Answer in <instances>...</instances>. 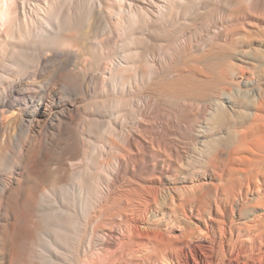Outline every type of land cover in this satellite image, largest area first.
<instances>
[{"label": "bare ground", "instance_id": "1", "mask_svg": "<svg viewBox=\"0 0 264 264\" xmlns=\"http://www.w3.org/2000/svg\"><path fill=\"white\" fill-rule=\"evenodd\" d=\"M10 1L12 2L13 0ZM123 1H121V3ZM131 1L129 3L130 8L133 3H131ZM149 1L153 8H151L152 11L155 10L156 12H162L163 9L169 6L173 1L177 2V0ZM194 2L196 3V1ZM60 5V1L58 0L52 2L46 1L44 6L43 4L40 5V7H38L39 12L35 11V15L33 14V16L31 14V16H33L34 20L37 21L38 24L40 23L41 26L34 29V34L25 33V35L19 36V40H16L17 37L15 38V33L12 29L19 28L21 24H27L29 18L26 14L20 15V13L15 10L16 8L7 12V10L4 9V7H6L5 0V3H2V5L0 4V27L6 26L4 32L7 31L6 37L8 41L16 40L19 45L22 44L23 41L26 42L29 40H39L41 43L48 42L50 45L51 43L54 44L58 42L62 45L61 42L64 44V40L69 41V43L77 42L78 36L74 31L78 27L80 21L76 22L75 19H72L71 15L73 11L69 13L71 15L68 17L64 15L65 18L67 17L66 21L61 19ZM180 5H182V3ZM172 7L174 6H171V8ZM118 9L119 11L117 12H119L121 19L126 18L127 25H131L128 23L132 18L129 17L132 13L130 11L126 12L127 9L124 10L121 4L118 6ZM182 10H184V8ZM69 11L71 10L69 9ZM131 11H134V9ZM117 12L115 11V13ZM134 13L135 11L133 14ZM172 14H174V11ZM74 15L75 14H73V16ZM162 16L163 19H167L165 17L166 15ZM133 18H135L134 21H138L136 17ZM118 19L120 20V17ZM143 19L145 20V18ZM146 19H148V17H146ZM29 20L31 21V17ZM134 21L132 20V23ZM148 22L149 21H147V23ZM143 23L146 22L144 21ZM153 23H155V21ZM120 24L118 23L116 25L115 23L116 26ZM63 25H67L68 28H71L66 30L67 27ZM256 25L258 24L256 23ZM79 29L77 31L80 33L81 30L79 31ZM68 31L70 33L67 35L66 33ZM118 32L120 33V31H116L117 34ZM18 34L21 33L18 31ZM80 35L81 33L79 37ZM111 37L114 38V36ZM81 41L82 40L79 42L78 40L80 44ZM98 44L103 43L99 42ZM106 44L107 43H105L104 46ZM10 45L11 44H9V47ZM6 48L7 47H3L0 49V58L5 56ZM256 50H254V52H256ZM259 51H261V49ZM7 52L9 51L7 50ZM128 52L129 51H127V53ZM246 53L244 55H248V53ZM261 53L263 54L262 51ZM135 54H137V51ZM244 55L242 56L244 57ZM127 56L128 54H126V58ZM14 59L16 62L18 61V63L15 62L18 64L16 67L12 66L10 63L12 61H10V66H5L2 71L0 70V117L3 113H10V116L7 117L8 123L6 125L0 123V132H12V130L17 129L20 136L12 145V151H0V164L4 167V169H2L5 171L2 170L4 174L0 175V264H98V262L99 264H264V77H255L252 76L253 74L242 75L241 77L239 76L240 81L238 83L228 82L224 79L220 80V83L229 86V89L232 87V89H221V97L219 96V99L214 98L215 96L213 97L214 112L212 116H210L211 114L208 116L221 119L224 114L225 116L228 115L231 120L229 123L231 122L233 125L230 127L232 129H230V132L226 131V134L220 132L216 133L213 128L209 129V127L201 128L197 131L195 137L198 142L195 148L191 147L195 150V155H193L188 162L191 167L190 169L182 171L180 169L181 165L179 166L177 163L170 162L171 158L169 155H165L169 157L167 159V157H162L163 154L159 156L158 154L152 153L151 148L149 145H146V143L145 150L148 154L146 157H142L141 160L139 157L137 158L133 156L132 153L127 152L128 150L124 148L123 159L122 157L121 159H117L120 165L115 166L112 162L114 167L111 170H109L110 167H108V162L99 163L101 159L97 161L96 155L95 158L93 157V163L99 165L97 168L94 165L97 169V172H94L96 169L93 171L90 170V165H93V163L89 165L85 160H81L79 163L74 162L82 150V145L88 143V138L84 135L87 134L86 130L90 129L89 126L93 121L82 118L80 124H77L74 130L70 129L69 126L74 122V117L78 116V107H76L73 102L56 96L53 91V93H51L52 96L49 95V97H46L44 88L48 86L46 87V85H44L45 87L43 88L41 82L38 80L33 83H27L24 77L22 78V75L35 64L33 60L30 61L29 56L25 52L17 50L12 60ZM130 59L131 58L128 60ZM124 60L127 61L125 58ZM125 61L122 62L126 63ZM245 62L247 63L250 61L245 60ZM250 63H252V61ZM115 64L117 65H114L113 69H107L110 71L108 77L109 81L105 79L106 82H102L107 86L104 89V96H107V93H109L108 86L110 81L113 83L122 70V65H119L120 62ZM127 66L128 69L129 65ZM149 67L152 66L149 65ZM242 69L240 70L242 71ZM170 70L172 71L171 68ZM177 70L178 69L174 70V72L178 73L179 71ZM213 70L215 69L211 71ZM245 71L244 69V73ZM37 72L39 71L35 69L30 75L36 78L37 75H39ZM170 74L172 75V73ZM222 76L221 78H223ZM225 76L226 75H224V77ZM205 77H207V75ZM218 77L220 76H217V78ZM103 78H105V76ZM133 79H135V77H133ZM206 80H208V78ZM129 82L131 81H128V83ZM114 84H117V82H114ZM98 88L99 87H97V89ZM152 88L155 87H151V90ZM100 89L102 90L101 87ZM201 89L203 88L201 87L200 90ZM217 89L218 88H216V90ZM80 90L81 87H79V85L77 86L74 82L70 88L64 90V94L74 98ZM172 90H174V88H172ZM160 91H163V89ZM114 92H116V90ZM151 92L152 91H150V93ZM212 93L214 92L212 91ZM172 95L175 96L174 93ZM177 95L176 98L179 97H177ZM163 96L165 98V95ZM111 97L113 98V93ZM209 97L208 99L210 100ZM112 100L110 103H112ZM118 100H121V98L119 97ZM180 100L182 101L183 99L181 98ZM167 101L169 102L168 99L166 102ZM197 102L199 103V101ZM197 102L195 101L196 105ZM117 103L111 106L107 104L106 99L105 105L100 107L104 110L103 114L105 113L109 116V106L119 108L118 104L120 103ZM195 103L193 105L186 103L190 106L185 116L189 123L198 118L201 109H203L202 107L199 111L198 108L200 107L196 108ZM173 104L172 102L167 106ZM121 105L123 106V104H120V106ZM181 106H183V103ZM170 108L168 107L169 110ZM15 112L17 113L15 114ZM173 115L177 118L179 114ZM238 118H244L242 123L247 124L249 127L246 131H238L235 129ZM179 119L181 118L179 117ZM210 120H212V118ZM170 121L171 120H169V122ZM94 122H96V120H94ZM198 126L200 125L198 124ZM214 126L216 127L217 125ZM178 129L179 126L176 124L173 128L166 129V133L173 134L172 137L174 135L177 136L179 134ZM94 130L96 131L97 129ZM181 130L184 129L180 127V131ZM109 132L113 134L116 133V127L111 122H109ZM96 133H98V131H96ZM189 135L190 134H188V136ZM104 136L105 135H103V137ZM106 139L107 138L104 140ZM109 141L113 143L112 145L114 146V142H112L111 139ZM224 143H226V146L228 143H235V146L230 151L228 150L229 152L225 157L230 166L224 170H220L221 167L219 169V166L217 164L215 165V163H217L216 160L219 154L221 155L222 153L221 150L223 146L224 150L226 149ZM136 145L139 146L138 144ZM115 148L118 149L117 147ZM152 149L154 150V148ZM59 150L62 152L67 150L71 153V158L68 160V163L65 158L61 160L62 162L57 159V151ZM156 150L160 149L158 148ZM158 152L160 153L161 151ZM161 153H163V151ZM99 155L97 156L98 158L101 157V154ZM222 156L223 155H221V160ZM212 157L216 160L214 161ZM136 159L141 161V164H138L139 168L137 172L131 170L128 166L129 162H133ZM211 159L214 162H212ZM110 160L112 161L113 159ZM219 163L220 161H218V164ZM68 165L73 169L70 173L65 169ZM119 167L124 169V175L128 176L129 179L126 181L122 180L123 183L121 182L118 186L115 182V176ZM185 168H188V166ZM228 177L232 182L240 180V191L238 190V193H233L235 190L232 192L227 188L226 184ZM103 184L107 186L106 191L103 190ZM182 199L186 200V206L181 203ZM93 206L98 207V210H96L98 211L99 217L114 210L115 213H112V217L114 216V218H116V216H120V220L113 218V222L118 226V230L115 234H110L108 238H105L104 235H100V237L93 235L88 239L87 247L81 248L82 246L75 243V235L81 230V224L78 220L80 218L79 213L82 218L84 217L86 219L84 221V226H82L83 231H85L86 223L88 225L90 209ZM244 211H248V214L242 219L241 214ZM99 229V231H104L103 226H100ZM117 246H119L118 251L121 249L119 252L115 251ZM107 254H109V258L106 257Z\"/></svg>", "mask_w": 264, "mask_h": 264}, {"label": "rangeland", "instance_id": "2", "mask_svg": "<svg viewBox=\"0 0 264 264\" xmlns=\"http://www.w3.org/2000/svg\"><path fill=\"white\" fill-rule=\"evenodd\" d=\"M46 1L52 2L54 0H13L12 2L10 0H6V7H4V9H6L7 12H10L11 9L16 8L15 10H17L20 13V15L26 14L29 19L31 17V21L28 19V23L26 22L27 24H21L19 28L12 29L15 33V38L17 37L16 40H19V36L21 35L23 36L25 35V33L34 34V29H36L38 26H41L40 23L38 24L37 21L34 20L33 16L35 15L36 12H39L38 7H40V5L42 4L44 6ZM58 1H60V4H61L60 5L61 19H64L66 21L67 17L71 15L69 13L73 11L71 15L72 19L73 20L75 19L76 22L80 21L74 33L75 32L77 33L76 35L78 36L77 39L79 40V42L80 40H82L81 44L78 42V40L77 42H70V43L69 41L64 40L63 42H65L64 44L66 45H64L62 42H61L62 45H60L59 42L54 43V44L51 43L50 45L48 42L41 43V41L39 40L38 41L29 40V41H26L29 43H26L25 41H23V43L20 44L21 45L20 46L16 40H12L13 42L8 41L6 37L7 31L4 32V29H6V26H3V27H0V33H1L0 49L3 47H7V48H6L5 56L0 58V70L2 71L5 68V66H10V63L12 66L16 67L18 65L16 64L18 63V61L16 62L15 59L12 60L15 57V53L17 52V50L25 52L29 56L30 61L33 60L35 64H33V67L30 68L28 71H26L22 75V78L24 77L27 83H33L34 81L38 80L41 82V86H43V88L45 87L44 85H46V87L48 86L47 88H44V90L46 91L45 92L46 97H49V95L52 96L51 93L54 92L56 96H59L61 99H64V100L66 99L68 101H71L76 105V107H78V116H77L78 118L74 117V122L71 123L69 126L70 129L74 130L76 125L80 124V121L82 120V118H86L87 120L93 121V123L89 126L91 130L87 129L88 130V131L86 130L87 134L84 135L88 138V139L86 138L88 143L82 145V150L80 154L76 157L77 159H75L74 161L76 163H79L81 160H85L90 165V163L92 164L94 162L93 157L95 158L96 155L98 156L99 154H101V157L99 158L96 156L97 161L101 159L102 161L100 160L99 163L108 162V167H110L109 170H111L114 167V165L115 166L120 165L117 159H121V157L123 159V156H124L123 149L124 148L128 150V151L126 150L127 152L132 153L133 156H136L137 158L139 157L142 160V157H146L148 155L145 150L146 149L145 144L147 143L146 145H149L152 153L158 154L159 156L163 154L162 157H165V158L169 155L171 158L170 162L177 163L179 166L181 165L180 169L182 171L190 169L191 167L188 162L190 161V158L193 157V155H195V150L193 148H195V145L198 142L195 137L197 131H199L201 128L209 127V129L213 128L216 131V133L220 132L222 134H226V131L230 132V129H232L230 127H232L233 125L231 124V122L229 123V121L231 120L228 115L225 116L224 114L221 119L210 117L212 116L214 112L213 99L214 98L219 99L221 97V93H222L220 92L221 89L222 90L227 89V88L229 89V86L223 85L222 83H220V80L224 79L228 82L238 83L242 75L253 74L252 76H255V77L256 76L260 78L264 77L263 76L264 75L263 73L264 72V56H263L264 55V51H263L264 50V47H263L264 46V41H263L264 40L263 38L264 37V14H263L264 13V0H194L196 1V3L192 0L191 1L190 0L189 1L177 0V2L176 1L171 2L169 6H167L166 4L167 7H165L162 12H156L155 10L152 11L153 8L151 7L149 0H132V1L131 0H124V1L123 0H58ZM121 1H123L122 2L123 4L121 3ZM130 1L131 3L133 2L131 4L132 5L131 8L129 4ZM151 1H154V0H151ZM179 1L182 3V5H180L181 3ZM2 3H5V0H0L1 5ZM120 4L123 5L124 10L127 9L126 12L130 11L132 13L131 16L128 15L130 18L131 17L137 18L136 20L138 21H134L135 18L133 19L131 18L130 19L131 23L130 21L128 23V24L134 25V22H135V25L134 26L132 25L134 28L131 25H127L126 18L121 19V16H119V12L117 11H119L118 6ZM185 5L186 6L188 5V6L186 7ZM171 6H174L172 7L174 14H172L173 11H172ZM132 8L135 11L134 14H133L134 11H131L133 10ZM183 8L184 10H182ZM69 9L71 11H69ZM115 11L117 13H115ZM146 12L150 15H148ZM31 14L32 15L34 14V15L31 16ZM73 14L75 15L73 16ZM137 14H138V17H137ZM64 15L65 16L67 15V17L65 18ZM162 15L164 16L166 15L165 17L167 19H163ZM119 17L121 21L118 19ZM146 17H148V19H146ZM261 17L263 18V20ZM143 18H145V20ZM254 18H257V19H254ZM132 20L134 21L133 23H132ZM139 20L140 21L143 20V21L140 22ZM144 21L146 23H143ZM147 21L149 22L147 23ZM154 21L155 23H153ZM160 21H161V24H160ZM35 22L37 23V25ZM115 23L116 25L118 23L119 24L122 23V24H120L119 26H116ZM256 23L258 25H256ZM114 25H115V28H114ZM64 27H67L66 30L71 28V27L68 28L67 25H65ZM230 27H233L234 29ZM78 29L79 31L81 30L80 37H79L80 33L77 31ZM18 31L21 34H18ZM20 31H22L23 33ZM109 31H111L112 33ZM116 31H120V33L118 32L117 34ZM261 31H262V34H261ZM69 33L70 32L68 31L66 34L68 35ZM110 35L114 36V38L111 37ZM261 37L263 40L261 39ZM99 42L103 44H98ZM105 43H107L108 45L106 44L104 46ZM9 44H11L10 47H9ZM100 46H101V49H100ZM256 49L257 50L261 49L263 54L261 53V51L258 50L259 51L258 52ZM7 50L9 52H7ZM135 50L137 51V54H135L136 53ZM254 50H256L258 55L256 52H254ZM127 51L129 52L127 53ZM246 52L247 53L249 52L248 53L249 56L244 55ZM126 54H128L127 58H126ZM241 54L244 55V57ZM123 57L127 61H125ZM129 58H131L132 60L131 59H130L131 61L128 60ZM118 60L120 62L119 65H122L121 66L122 70L120 71L121 74L119 73L118 77L116 78V80L113 81V83L110 81L109 86H108L109 93H107L108 95L106 94L107 96H104L105 95L103 94L104 89L107 86L104 85L102 82L105 81V79L109 81L108 80V77L110 74L109 70L113 69L114 65L115 66L117 65L115 63H119ZM245 60L250 61V62L252 61V63L250 62L246 63ZM10 61L12 62L14 61V62L12 63ZM122 61H125L126 63ZM127 65H129L128 69H127L128 67ZM149 65H151L152 67H149ZM131 66L133 67V69ZM241 66L243 69L241 68ZM170 68L172 69V71L170 70ZM35 69H37L40 72V73L37 72L39 75H37L36 78L30 75L33 71H35ZM138 69H139V72H138ZM176 69H178L177 70L179 71L178 73L174 72V70ZM212 69H215V70L211 71ZM240 69H242L243 72ZM244 69L246 70L245 73H244ZM135 71L137 74L135 73ZM170 73H172V75ZM205 74L207 75V77H205L206 76ZM139 75L144 78H141ZM169 75H171L172 77ZM224 75L226 76L224 77ZM104 76L105 78H103ZM217 76H220V77L217 78ZM221 76L223 78H221ZM77 77L80 80H78ZM133 77H135V79H133ZM81 78H82V81H81ZM201 78H202V81H201ZM205 78L206 79L208 78V80H206ZM177 79L180 81H178ZM127 80L131 82L128 83ZM73 81L75 82L77 86L79 85V87H81L80 92L77 93V96L74 98L66 96L64 94L65 92L64 90L66 88H70L71 85L74 83ZM98 82L100 83V85ZM114 82L115 83L117 82V84L119 85L114 84ZM172 82L173 84L175 83L174 86ZM176 82L179 84L181 83L182 85L181 84L179 85ZM96 86L99 88L97 89ZM100 87L102 88V90L100 89ZM151 87H155V88H152L151 90ZM159 87L163 89L165 94L163 91H160L161 89ZM171 87L174 88V90H172ZM199 87L200 88L202 87L203 89L200 90ZM204 87H207V88H204ZM180 88L182 89L184 88L185 90L184 89L182 90ZM216 88L218 89L216 90ZM169 89H170V92H169ZM231 89L232 87L229 90ZM115 90L116 92H114ZM150 91L152 92L150 93ZM212 91L214 93H212ZM180 92L182 96L184 95L183 97L180 95ZM112 93H113V98L111 97ZM173 93L175 96L172 95ZM163 95H165V98ZM176 95L177 97L178 96L179 97L176 98ZM194 96H195V99H194ZM119 97L121 98V100H118ZM191 97L193 98V101ZM208 97L210 98V100L208 99ZM105 98L107 99V104L111 106H114V104L117 102L120 104H123V106L121 105L122 106L121 107L120 104L118 103L117 104L119 105V108L109 106V111H110L109 116L108 114H105V113L103 114L104 110H102V108L100 107L105 105L106 103ZM166 98L169 100L170 103L168 101L166 102L167 100ZM181 98L183 99L182 101L180 100ZM112 99L116 101H113ZM170 99H172L173 101ZM111 100H112V103H110ZM195 101L196 102L199 101V103L197 102V105H196ZM172 102L174 104L170 105L171 108L170 106H167L168 104H171ZM203 102H206V103H203ZM182 103H183V106H181ZM186 103L189 105H193L195 103L196 108L200 107L198 108L199 111L203 107V109H201L199 113V117L190 123L187 121L185 117L190 107ZM201 105H204V106H201ZM168 107L170 108V110L168 109ZM16 113L17 112H15V114ZM172 113L175 115H178V114L179 115L177 116V118H175L176 116L174 117ZM8 116H10V113H3V115L0 117V123H2V125H6L8 123V119H7ZM179 117L181 119H179ZM211 118L212 120L214 119L213 121L215 123L212 120H210ZM94 120H96V122H94ZM169 120L171 121L169 122ZM242 120H244V118H238V123L236 124V127H235V129L238 131H246L247 128H249L247 124L242 123ZM109 122H111L116 127L115 134L109 132ZM176 124H178L179 126V129H178L179 134L177 136L174 135L172 137L173 134H167L166 129L173 128ZM198 124L200 126H198ZM214 125H217V126L215 127ZM180 127H182L184 130L180 131ZM94 129H97L96 131H98L99 134L96 133ZM99 131L100 132L103 131V132H101L100 134ZM188 134L190 135L188 136ZM103 135H105L106 137L105 136L103 137ZM18 138H20V136H19L17 129L12 130V132L10 131L0 132V151H5V152L12 151L13 150L12 145L14 144V142L17 141ZM103 138L104 139L107 138V139L104 140ZM110 139L112 140V142H114V146L112 145L113 143L109 141ZM136 144H138L139 146H137ZM224 145H225L226 151L224 150V146L221 150L223 153V154L221 153V155H223L222 156L223 161L221 160L220 154H219V157L217 156L218 158L216 157L217 160L214 159V157H212L213 160L214 161L216 160L217 162L215 163V165L217 164L219 166L218 167L219 169L221 167L220 170H224L230 166L227 161V158L225 159V157H226V154L231 149L234 148L235 143H228L227 146H226V143H224ZM115 147H117L118 149H116ZM152 148H154L155 152ZM158 148L160 150H156ZM158 151H161V152L163 151V153L161 152L159 153ZM57 152H58L57 159L59 161L64 160L65 158L66 162L67 163L69 162L68 160L71 158V153L69 151L66 150L62 152L59 150ZM191 153H194V154H191ZM168 158L169 157H167V159ZM110 159H113V160L111 161ZM174 160L177 162H175ZM213 160L211 159L212 162H214ZM218 161H220L219 163L220 165L218 164ZM112 162L114 163V165ZM138 164H141V161H138L136 159L133 162H129L128 166L131 170H134L137 172L139 168ZM94 165L95 163H93V165H90L91 171L96 169L99 164L95 165L96 168L94 167ZM187 166L188 168H185ZM2 168L4 169V167L1 166L0 164V175H3L5 172ZM65 169H67L69 173L73 170L70 168L69 165ZM95 171L97 172V169L94 170V172ZM115 177H116L115 182H116V185L118 186L120 185L121 182L123 183L122 180L126 181L129 179L128 176L124 175V169L120 167L116 171ZM231 182L232 180L229 179L228 177L227 184H226L227 188L230 189V191L232 192L233 190H235V192L233 193H238L240 191V188H239L240 180L239 181L236 180L235 182L233 181L232 183ZM103 185H104L102 186L103 190L106 191L107 186L106 184H103ZM181 203H183V205L185 206L187 204L185 199H182ZM97 208L98 207L93 206L90 209V213L88 216L89 218L88 225L86 223V227L84 229L85 231H83L82 226H84L85 224L84 221L86 219L84 217L82 218L79 213L80 218L78 220L80 221V224H81V230L75 235L76 236L75 243L78 244L79 246H82L81 248L87 247L88 239H90L93 235L94 236L97 235L98 237H100V235H104L105 238H108L110 237V234H113V233L115 234L118 230V226H116V224H114L113 222L114 216L112 217V215L115 213L114 210L99 217ZM247 214H248V211H244L241 214V218L243 219L244 216H246ZM114 219L120 220V216L119 217L116 216V218ZM100 226H103L104 228L103 232L99 231ZM118 248L119 246L116 247L115 249L116 252H119L121 250L119 249L118 251ZM106 257L109 258V254H107Z\"/></svg>", "mask_w": 264, "mask_h": 264}]
</instances>
